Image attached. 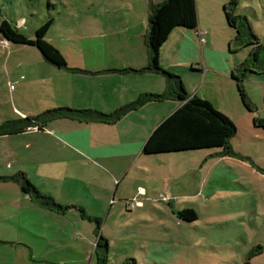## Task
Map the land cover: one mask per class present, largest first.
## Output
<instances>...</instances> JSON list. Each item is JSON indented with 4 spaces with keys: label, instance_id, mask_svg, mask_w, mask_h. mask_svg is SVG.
Returning <instances> with one entry per match:
<instances>
[{
    "label": "rangeland",
    "instance_id": "374dc122",
    "mask_svg": "<svg viewBox=\"0 0 264 264\" xmlns=\"http://www.w3.org/2000/svg\"><path fill=\"white\" fill-rule=\"evenodd\" d=\"M163 1L0 0V25L7 21L28 39H35L37 29L53 20L46 40L66 59L78 52L89 58L125 46L133 31L146 35L149 2ZM196 1L199 32L206 38L207 31L209 39L202 43L208 51L209 71L200 42L197 57L185 53L189 63H175L174 51L167 49L165 64L181 77L191 96L209 101L235 123L237 134L231 144L236 156H221V149L151 157L138 153L127 163L111 162L117 179L109 187L98 179L101 170L92 168L91 181L83 177L88 187L81 190L78 182L86 208L70 204L78 212L77 207L83 208L89 217L80 212L79 221L28 206L21 190H11L7 196L1 189L0 264H98L99 234L109 243L108 264L131 260L137 264H243L248 259L251 264H264V128L255 125L256 120H264V72H248L243 80L250 111L232 73L249 61L253 47L230 51L235 50L230 47L237 31L230 27L223 8L232 0ZM238 1L236 14L248 20L264 45V0ZM177 31L182 43L186 32ZM2 39L0 34V125L23 117L16 108H21L26 96L28 107L21 109L27 112L24 117L47 110L33 106L31 93H19L41 86L36 76L16 73L15 60L30 59L34 52L24 45L7 46ZM258 66L264 68V54ZM173 112L167 109L162 120ZM5 146L0 140V171L9 166ZM14 175L0 174V182H13L4 178ZM40 188L46 191L47 187ZM72 193V200L80 203L77 192ZM106 198L105 207L102 200ZM186 209L194 210L198 220L179 218ZM95 214L101 215L93 218Z\"/></svg>",
    "mask_w": 264,
    "mask_h": 264
},
{
    "label": "crops",
    "instance_id": "0c3cea01",
    "mask_svg": "<svg viewBox=\"0 0 264 264\" xmlns=\"http://www.w3.org/2000/svg\"><path fill=\"white\" fill-rule=\"evenodd\" d=\"M177 29L173 31L161 50V64L171 72H174L173 68L165 64L167 49L171 52L174 51L173 61L182 65L186 61L189 63L188 59H185V53L197 57L200 49L198 42L201 43L202 49L203 41L205 40V44H207L209 40L207 31L204 32L206 38L201 37L199 27L197 30L181 28L185 30L186 35H182L183 42L180 43L181 33ZM146 36L147 34H137L133 31L125 46L113 49L111 54L90 55L88 58L78 52L74 58L66 59L69 68L82 70L86 73L58 68L47 62L42 54L38 53L39 50L36 47L24 45L34 52L31 54L33 56L30 59L15 60L14 63L18 70L16 72L13 69L12 72L26 76L30 73L38 78L41 86L35 91L22 90L19 93H31L33 106L38 107L41 111L68 107L77 110L92 109L102 113H112L134 102L144 93H165L167 80L162 75L118 72L124 69L140 70L148 66ZM2 41L5 40L2 39ZM8 45L10 46L11 43L7 42ZM35 49L38 51H33ZM202 50L204 66L208 68V72L210 67L205 57L208 51L205 48ZM193 64L194 62H191L192 67H194ZM114 70L117 71L113 72ZM8 72L10 73V71ZM8 72L7 74H9ZM19 85L22 86L23 82L19 81ZM18 96L20 98V94ZM24 100L26 102H20L21 108H16L23 117L27 115V112L21 110L28 107L27 96ZM167 102H170V105H167ZM182 104L174 100L149 103L126 115L115 124L59 119L50 123L43 130L35 128L20 134L0 136V140L6 143L5 154L9 159V166H4L0 174L24 173L42 193L53 196L61 205L77 203L85 207L81 202L82 194L78 191V182L81 183V190L86 189L87 184L84 182L87 178L91 181L93 178L91 171L92 168H95L101 170L98 172L101 178L98 179L105 181L108 185L105 187H109L112 180L117 179L111 162L119 160L127 163L131 157L138 153L144 155L143 148L146 141L159 124L166 119L162 120L165 111L168 109L175 112ZM80 168L88 170L81 173ZM40 186L47 187L46 191L42 190ZM1 189H4L7 196L11 190H21L24 193L20 185L14 181L0 182ZM106 190L108 192V188ZM72 192H77L80 203L72 200ZM24 195L28 206H39L29 195L25 193ZM106 199L102 200L105 207L108 203V198ZM4 207L8 206L3 205ZM40 208L51 213H58L61 217L71 216L74 221H79V216H82L80 212L75 211L76 208H71L65 213ZM100 215L91 216L94 218L100 217Z\"/></svg>",
    "mask_w": 264,
    "mask_h": 264
},
{
    "label": "trees",
    "instance_id": "16d2710c",
    "mask_svg": "<svg viewBox=\"0 0 264 264\" xmlns=\"http://www.w3.org/2000/svg\"><path fill=\"white\" fill-rule=\"evenodd\" d=\"M239 1L232 0L224 6V13L230 27L237 31L235 39L231 43L232 53L251 45L253 50L247 63L238 67L232 73V79L236 81L239 95L245 107L251 111L249 99L243 80L248 72H264V68L258 65L264 54V45L254 34L248 20L236 14ZM53 24V20L47 22L36 31L35 39H28L21 32L12 28L9 22L3 21L0 25V34L7 42L19 45L36 47L43 58L50 64L72 72H84L69 68L64 55L46 40V35ZM199 16L196 0H164L159 4L153 2L149 5V26L146 36V48L148 52V66L140 70L124 69L122 73H153L162 75L167 80V90L162 94L144 93L134 102L129 103L112 113H102L92 109H72L68 107L46 110L35 117H23L8 121L0 125V136L20 134L31 129L43 130L50 123L59 119H69L85 123L115 124L126 115L141 109L149 103L164 101H179L182 106L162 121L152 132L146 141L143 153L147 156L181 153L204 149H221V156H236L231 140L237 134L235 123L224 113L218 111L209 101L198 96H191L178 75L164 69L161 64V50L168 41L173 31L177 28L197 30ZM260 68V69H259ZM117 70H114L115 72ZM257 127L264 128V120H256ZM5 180L17 182L22 191L39 206L51 211L65 213L75 206L59 204L49 194L42 193L24 173H18ZM83 217L89 218L83 208L77 207ZM179 218L194 222L198 220L197 214L192 209H186L179 213ZM97 229V236H98ZM101 231V230H100ZM108 241L99 234L98 249H102L98 264H108ZM125 264H137L131 260ZM243 264H251L248 259Z\"/></svg>",
    "mask_w": 264,
    "mask_h": 264
}]
</instances>
